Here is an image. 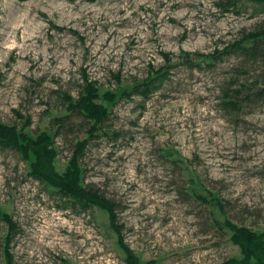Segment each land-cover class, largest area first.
<instances>
[{
    "label": "rangeland",
    "instance_id": "1",
    "mask_svg": "<svg viewBox=\"0 0 264 264\" xmlns=\"http://www.w3.org/2000/svg\"><path fill=\"white\" fill-rule=\"evenodd\" d=\"M262 27L253 0H0V125L52 134L59 175L87 139L79 183L116 205L111 223L0 141V264L242 258L227 223L264 232V63L224 48ZM85 79L109 115L92 137L69 108Z\"/></svg>",
    "mask_w": 264,
    "mask_h": 264
},
{
    "label": "trees",
    "instance_id": "2",
    "mask_svg": "<svg viewBox=\"0 0 264 264\" xmlns=\"http://www.w3.org/2000/svg\"><path fill=\"white\" fill-rule=\"evenodd\" d=\"M94 1V0H89ZM264 4V0H253ZM224 51L227 53L243 51L247 56L259 58L264 63V27L258 29L256 32L249 33L243 36L239 42L228 44ZM164 77V73L159 72L155 77L147 78L137 82L132 86V93L142 94L147 96L151 89L157 88L159 81ZM85 87L83 93L74 102L70 103L69 108L82 114L88 121H92L93 125L88 131V136L92 137L96 125L104 120H107V108L98 102L100 98L99 88L96 87L95 82L85 79ZM130 92L122 91L121 96L129 97ZM256 96H264V86L256 93ZM103 97L110 103L116 101L117 95L112 92H105ZM226 106L238 108V102L230 100ZM59 133V132H57ZM54 136L46 132L39 133L36 137H30L27 134L18 131L15 127L0 125V141L6 143L11 147L22 150L23 154L27 156L29 153L33 155V160L30 165V173L42 181L49 183L56 187L60 193L65 196L72 197L75 201L83 205H97L109 213L111 223L114 218L112 212L115 204L104 196L98 194L96 190L89 187H82L79 183V167L78 158L87 143V139L75 144L72 159L63 174H57L54 170V157L56 150L53 146ZM4 218H7L4 216ZM227 226L233 230L232 240L237 243L242 252V258L229 259L221 264H264V232H255L250 228L244 226H235L227 223ZM126 263L139 264L137 257L127 247Z\"/></svg>",
    "mask_w": 264,
    "mask_h": 264
}]
</instances>
